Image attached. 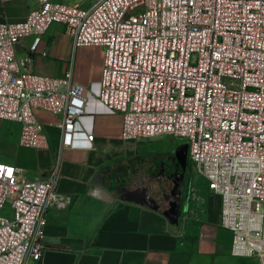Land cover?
I'll use <instances>...</instances> for the list:
<instances>
[{"label": "built area", "instance_id": "2783aa9c", "mask_svg": "<svg viewBox=\"0 0 264 264\" xmlns=\"http://www.w3.org/2000/svg\"><path fill=\"white\" fill-rule=\"evenodd\" d=\"M35 1L24 20L0 21V138L5 122L16 123L20 145L47 148L43 110L58 118L62 148L73 146L86 88L72 68L39 76L33 59L16 53L30 37L36 51L60 24L75 48L104 49L99 100L122 116V140L186 139L195 173L220 201L231 254L264 264V0ZM61 179L57 168L30 181L0 161V264L41 262L47 212L71 201ZM190 190L191 201H204Z\"/></svg>", "mask_w": 264, "mask_h": 264}, {"label": "crops", "instance_id": "0c3cea01", "mask_svg": "<svg viewBox=\"0 0 264 264\" xmlns=\"http://www.w3.org/2000/svg\"><path fill=\"white\" fill-rule=\"evenodd\" d=\"M35 7V0L0 1V21L20 22ZM34 42L25 39L16 53L33 59L36 75L58 78L72 68L74 81L87 90L86 114L71 148H62L58 118L43 110L37 115L48 136L45 149L20 145L16 123L1 128V162L23 169L30 181L45 180L60 168L59 191L71 196L67 209L47 212L46 250L38 264H257L231 254L233 235L219 226L218 198L191 201L195 216L179 221L134 188L136 159L130 151L140 142L122 140V116L99 100L103 48H75L60 24L41 38L36 51Z\"/></svg>", "mask_w": 264, "mask_h": 264}, {"label": "rangeland", "instance_id": "374dc122", "mask_svg": "<svg viewBox=\"0 0 264 264\" xmlns=\"http://www.w3.org/2000/svg\"><path fill=\"white\" fill-rule=\"evenodd\" d=\"M56 1L90 8L95 0ZM130 152L135 154L133 158L136 159L132 164L134 188L142 189L146 201L175 220L195 216L190 199L191 187L199 188L204 196L210 192L207 182L194 171L186 139L167 137L143 141Z\"/></svg>", "mask_w": 264, "mask_h": 264}]
</instances>
